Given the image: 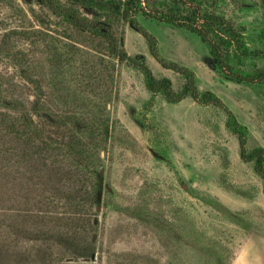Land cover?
<instances>
[{"label":"rangeland","instance_id":"1","mask_svg":"<svg viewBox=\"0 0 264 264\" xmlns=\"http://www.w3.org/2000/svg\"><path fill=\"white\" fill-rule=\"evenodd\" d=\"M52 2L0 0V264H264L262 182L224 109L151 93L103 33L175 91L185 79L113 7ZM142 5L223 17L210 35L230 65L264 72V0ZM130 14L246 126L248 151L264 147V80L237 82L195 32Z\"/></svg>","mask_w":264,"mask_h":264},{"label":"trees","instance_id":"2","mask_svg":"<svg viewBox=\"0 0 264 264\" xmlns=\"http://www.w3.org/2000/svg\"><path fill=\"white\" fill-rule=\"evenodd\" d=\"M49 6H54L52 0H41ZM80 3L96 4L99 7H113L116 11L120 12L122 16L127 19L130 25L141 33L145 38L149 52L151 55L164 67L175 70L180 73L185 82L183 83L179 91H175L168 78H156L149 67L138 61L136 58L129 56L126 51L118 49L116 39L110 37L109 34L103 33L107 38L111 52L115 53L118 59L126 62H131L133 66H136L144 76V84L151 93H161L165 100L170 103H177L186 96H190L193 100L200 104H212L224 109L226 112V126L234 133L238 140L239 155L245 162H252L254 172L260 177L262 182V190L264 193V147L256 146L249 151L246 148V140L248 136V129L245 125L238 122L234 113L223 103V101L213 92L205 90L200 91L195 84V75L191 69L184 65H180L176 62L164 59L157 50V42L155 37L147 32L142 26L139 25L137 19L131 12L140 13L147 17H154L161 22L169 23L176 26L189 29L195 32L201 40L208 45L210 53L213 56L215 63L218 67L227 70V74L230 78L235 79L237 82L253 83L259 80H264V72L249 73L245 71H238L234 69L230 63L227 53H224L218 43L212 38L210 32L214 31V24L225 25L226 21L223 17L216 14H207L205 9L192 8L188 13L181 12H168L163 13L161 11H149L142 5V0H127L125 2L117 1L116 3H107L94 0H74ZM175 2L182 3V0H174ZM198 6V4H197ZM68 17L75 26L80 29L86 28V23L79 18L78 14L74 11L67 13ZM229 37L231 38L235 49L243 56L249 54L243 35L239 31H235L233 28H227Z\"/></svg>","mask_w":264,"mask_h":264},{"label":"crops","instance_id":"3","mask_svg":"<svg viewBox=\"0 0 264 264\" xmlns=\"http://www.w3.org/2000/svg\"><path fill=\"white\" fill-rule=\"evenodd\" d=\"M245 264V263H244ZM246 264H248V263H246ZM249 264H251V263H249Z\"/></svg>","mask_w":264,"mask_h":264}]
</instances>
